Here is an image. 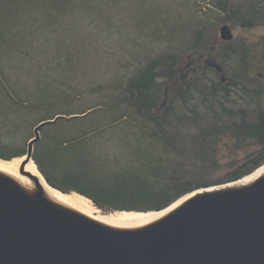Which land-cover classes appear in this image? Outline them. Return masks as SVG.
<instances>
[{
    "label": "rangeland",
    "instance_id": "374dc122",
    "mask_svg": "<svg viewBox=\"0 0 264 264\" xmlns=\"http://www.w3.org/2000/svg\"><path fill=\"white\" fill-rule=\"evenodd\" d=\"M224 24L235 35L232 41L220 38ZM210 51L232 80L227 105L238 104L249 112L264 108V0H0V120L10 119L6 126L21 123L25 141L34 136L40 122L54 116L78 119L67 128L76 133L99 126L101 134L91 147L97 157L121 167L135 146L131 134L137 128L132 125L139 122L130 106L115 103L130 80L156 57L173 54L182 65ZM197 66H204V61ZM205 78L210 84L219 74L209 69ZM43 87H47L46 97ZM198 100L190 103L192 108ZM203 108L196 110L199 121L214 119L215 114ZM64 111L71 116L56 115ZM122 115L128 116V123L109 126ZM48 126L41 129V138ZM44 144L47 151L55 150L52 142ZM251 144L247 141L238 150L237 163ZM46 161L47 173L59 182V172ZM227 172L222 168L209 174L224 177ZM91 204L103 215L123 212Z\"/></svg>",
    "mask_w": 264,
    "mask_h": 264
},
{
    "label": "trees",
    "instance_id": "16d2710c",
    "mask_svg": "<svg viewBox=\"0 0 264 264\" xmlns=\"http://www.w3.org/2000/svg\"><path fill=\"white\" fill-rule=\"evenodd\" d=\"M203 55L182 65L173 54L156 57L130 80L126 92L116 99L120 100L115 103L130 106V113L139 120L132 125L137 128L131 134L135 139L134 149L123 158L127 161L121 167L97 157L91 147L92 140L101 134L99 126L90 132L76 133L67 129L78 121L75 118L61 119L43 129L33 158L46 180L62 190L78 191L100 208L146 211L161 210L201 187L238 180L261 166L264 108L249 112L238 104L227 105L232 80L224 74L226 81L214 78L210 84L205 83L207 70L212 68L205 64L197 66ZM46 88H41L44 97L48 94ZM195 99L199 103L192 108L190 103ZM198 106L212 111L214 119L199 121ZM64 113L72 114L64 111L56 115ZM127 115L113 120L109 126L118 128L121 122L128 123ZM8 122L10 119L0 120V157L5 159L24 155L29 141H25L21 123L6 126ZM247 141L255 149L248 151V146L243 149L245 156L238 164L236 154ZM45 142H52L55 147L52 153L47 151ZM40 155L47 160L44 161L49 168L59 172L61 184L47 173ZM222 168L229 171L227 175L210 176L211 171Z\"/></svg>",
    "mask_w": 264,
    "mask_h": 264
},
{
    "label": "water",
    "instance_id": "95a60500",
    "mask_svg": "<svg viewBox=\"0 0 264 264\" xmlns=\"http://www.w3.org/2000/svg\"><path fill=\"white\" fill-rule=\"evenodd\" d=\"M220 38L233 40L228 24ZM205 62L223 70L215 59ZM60 118L35 128L28 158L40 130ZM26 174L37 185L34 194L0 173V264H264V176L195 195L146 227L120 229L49 201L39 179Z\"/></svg>",
    "mask_w": 264,
    "mask_h": 264
},
{
    "label": "bare ground",
    "instance_id": "6f19581e",
    "mask_svg": "<svg viewBox=\"0 0 264 264\" xmlns=\"http://www.w3.org/2000/svg\"><path fill=\"white\" fill-rule=\"evenodd\" d=\"M23 172H21L22 164H24ZM0 173L4 176L10 178L15 183H17L23 190L28 193L34 194L37 191V185L35 181L29 177L26 173H31L39 179V183L43 190V195L49 201L56 203L60 206L72 209L88 218L95 221L101 222L104 225L120 229H138L143 228L154 222L164 218L170 213L178 209L182 204L187 202L189 199L193 198L195 195H201L202 193L218 191L223 189L238 188L251 185L255 183L260 178L264 176V164L257 168L251 174L224 185L210 187L207 189H202L197 192L191 193L168 207L160 211H145V212H115L108 215H103V213L98 212L92 204L91 201L85 196L78 193H64L61 190L51 186L39 168L33 161V159L28 158V155L14 157L11 159L0 158ZM99 213V214H98Z\"/></svg>",
    "mask_w": 264,
    "mask_h": 264
}]
</instances>
